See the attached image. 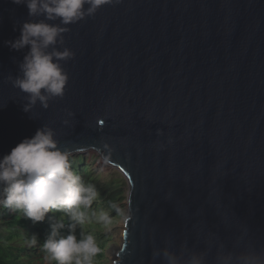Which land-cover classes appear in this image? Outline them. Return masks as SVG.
Instances as JSON below:
<instances>
[{"label":"water","instance_id":"obj_1","mask_svg":"<svg viewBox=\"0 0 264 264\" xmlns=\"http://www.w3.org/2000/svg\"><path fill=\"white\" fill-rule=\"evenodd\" d=\"M27 19L0 0V157L43 124L72 153L101 152L129 185L112 264H162L154 248L203 249L209 232L264 249V0L104 5L64 34V97L31 113L6 81L27 49L5 41Z\"/></svg>","mask_w":264,"mask_h":264},{"label":"clouds","instance_id":"obj_2","mask_svg":"<svg viewBox=\"0 0 264 264\" xmlns=\"http://www.w3.org/2000/svg\"><path fill=\"white\" fill-rule=\"evenodd\" d=\"M11 2L25 5L30 19L21 23L17 38L5 41L12 50L27 49L19 62L18 73L9 74L6 81L25 94L23 111L31 113L37 104L48 109L50 102L64 97L69 81L64 64L75 56L72 49L64 46V34L70 30L69 26L94 17L102 6L119 4L121 0ZM68 116L75 113L68 110ZM63 124H69V120L64 119ZM71 156L72 152L60 145L56 130L43 124L32 137L24 138L0 157V206L22 213L34 224L43 222L52 210L66 214L70 220L68 232L63 235L60 231L65 227L63 221L49 217L50 231L40 246L46 264H94L100 251L94 235L81 230L77 236L78 227L89 220L87 210L99 192L73 170ZM110 208L123 215L124 210L115 203ZM92 218L106 228L113 222L107 211L93 212ZM204 242L203 249L190 248L187 242L179 248L166 243L163 248L153 249V259H161L162 264H264V249L252 246L246 239V230L231 249L210 232ZM38 243V234L26 239L29 247Z\"/></svg>","mask_w":264,"mask_h":264},{"label":"trees","instance_id":"obj_3","mask_svg":"<svg viewBox=\"0 0 264 264\" xmlns=\"http://www.w3.org/2000/svg\"><path fill=\"white\" fill-rule=\"evenodd\" d=\"M70 162L73 170L82 177L86 184H94L98 189L99 196L97 200L91 205V208L87 210L89 220L83 225L87 226V230L94 231L95 223L94 220H92L93 212L97 213L99 210L116 211L110 208L111 202L109 203V207L105 208L103 207L107 205L106 202H104V204H100L99 206L97 205L98 199L103 192H106L105 195H107V198L110 196L113 197L112 193L114 192V186L111 185V189H108L106 186L102 187L99 177L95 176L91 166L89 164H85V157L83 155L78 157L71 156ZM49 217H52L53 219L58 218L63 221L65 227L60 231L61 234L66 235L70 220L68 216L62 212L52 210L46 215V218L43 222H37L34 224L30 219L25 218L22 213L12 212L11 210L0 206V264H32L36 260L35 258H41L44 256L40 246L43 244L47 234L50 231ZM80 231L81 227H78V237ZM33 233L38 234L39 236V243L37 246L28 249L24 245L20 247L16 244H13V242L16 240L26 241V239L30 238L31 234ZM97 235L98 236H95V238L98 237L97 244L100 251L96 255L95 260L97 263H100L105 253L107 235L102 233H97Z\"/></svg>","mask_w":264,"mask_h":264},{"label":"rangeland","instance_id":"obj_4","mask_svg":"<svg viewBox=\"0 0 264 264\" xmlns=\"http://www.w3.org/2000/svg\"><path fill=\"white\" fill-rule=\"evenodd\" d=\"M80 155H83L85 157V164H89L95 176L99 177L100 184L102 187L106 186L108 189H111V185L114 186V192L112 193L113 197L110 196L107 198V195H105L106 192H103L100 195V198L98 199L97 205L99 206L100 204H104V202H106L108 206L106 205L103 207L105 208L109 207V203L111 202L115 203L120 209L124 210L123 215L113 210L107 211L113 221L112 224L107 228L103 224L97 223L94 218L92 219L95 223L94 231L87 230L86 226L81 227V230L86 233L88 232V234H92L94 236H98L97 233L107 235L104 257L101 259L100 263H97L94 258V264H112V259H114L112 258V252L115 249L117 250V247L120 245V240L122 239V237H120V234L122 235L125 229L124 222L128 213L127 196L129 191V185L124 175L120 173L118 169L106 164L102 160V158L100 157L102 156L101 152H99L100 156L92 150L82 151L81 153H72V157H78ZM101 211L102 210H99L97 213ZM97 239L98 237L96 238V241ZM13 244H16L20 247L24 245L28 249L31 248L27 246L26 241L24 240H16L13 242ZM35 259L36 260L32 264H46L44 256Z\"/></svg>","mask_w":264,"mask_h":264},{"label":"bare ground","instance_id":"obj_5","mask_svg":"<svg viewBox=\"0 0 264 264\" xmlns=\"http://www.w3.org/2000/svg\"><path fill=\"white\" fill-rule=\"evenodd\" d=\"M120 237H122V235H121V234H120ZM120 242L122 243V239L120 240ZM121 243H120V244H121ZM119 246H120V245H119ZM119 246H118V247H119ZM113 258H114V257H113ZM112 260H113V259H112Z\"/></svg>","mask_w":264,"mask_h":264}]
</instances>
